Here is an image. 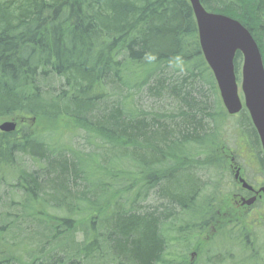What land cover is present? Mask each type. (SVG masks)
Listing matches in <instances>:
<instances>
[{
	"label": "trees",
	"instance_id": "trees-1",
	"mask_svg": "<svg viewBox=\"0 0 264 264\" xmlns=\"http://www.w3.org/2000/svg\"><path fill=\"white\" fill-rule=\"evenodd\" d=\"M199 2L264 68V0ZM0 120L17 125L0 133V264H187L210 227L226 246L199 264L230 258L221 154L242 137L262 153L247 113H225L185 0H0Z\"/></svg>",
	"mask_w": 264,
	"mask_h": 264
},
{
	"label": "water",
	"instance_id": "water-1",
	"mask_svg": "<svg viewBox=\"0 0 264 264\" xmlns=\"http://www.w3.org/2000/svg\"><path fill=\"white\" fill-rule=\"evenodd\" d=\"M191 9L203 60L215 82L223 109L235 116L244 109L256 132L264 156V68L258 47L249 32L237 21L206 12L199 0H185ZM241 56L240 92L238 97L234 59ZM15 130L13 122H3L0 133ZM242 187L248 188L242 183ZM264 194V188L260 190ZM254 202L253 199L245 204Z\"/></svg>",
	"mask_w": 264,
	"mask_h": 264
},
{
	"label": "flooded vegetation",
	"instance_id": "flooded-vegetation-1",
	"mask_svg": "<svg viewBox=\"0 0 264 264\" xmlns=\"http://www.w3.org/2000/svg\"><path fill=\"white\" fill-rule=\"evenodd\" d=\"M222 157L225 159V161L228 163L227 165V170L226 171H220L218 174V181H220L222 183V188L219 191V193L221 192V194H224V198L226 196H229V200L227 201V203H225V200L221 199V204L219 205V209L216 212V223L218 225H225V222H228V216L230 214H234L236 219V216H240V215H246L247 217H249V214L252 212L253 213V219H254V223H250V224H246V228L249 231H251L253 228L262 225V233H264V194L260 192V190L264 187L260 186V184L263 182H257V180L259 178H257V176H260V179L264 180V177H262L261 175H263L264 172H262L260 170V162H259V158L261 157L263 160V156H259L256 157L255 155H252L250 158L246 157L245 155L242 156H238L235 155L233 156L232 154L229 155H222ZM236 159H242V161L240 162L239 160ZM249 169V171L252 172L251 175L248 174L247 170ZM231 178V183L230 184H225V181L227 178ZM249 179H252V181H254L253 183H251V181ZM257 179V180H256ZM247 184V186L250 189H246L242 187V182ZM264 184V182H263ZM249 199H254V202L250 205V206H246L243 204V202L248 201ZM255 205H257L255 207ZM255 207V209H254ZM257 208V209H256ZM228 209L230 211V214L228 212ZM254 209V210H253ZM263 209V212H260V210ZM232 220V223L236 226L235 230L237 234H243L242 229H240L239 225L237 224L236 221ZM239 231V232H238ZM208 235L204 236L203 238L205 241L202 240V242L204 243V246L201 245V248L199 249L198 252H195V248H193V245L190 247V249L187 252V264H194V262H196V264H199L200 259L202 256L204 255H209L207 257H205V260L202 262H206L209 260V262L211 261V254H213V251L217 252L219 251L218 249H206L205 245L206 243H209V239H220V238H215L216 235V230L213 231V228L210 227L209 231L206 233ZM245 237H247L246 240V247L252 249V251H256L255 250V246L258 244V242H252L253 238L245 235ZM229 245H231V240L233 238V236L231 235L228 236L227 239H229ZM256 235H255V239H256ZM199 239L202 238H198L196 239V241H198ZM226 246V245H225ZM264 247V244H261V248ZM225 248V247H224ZM223 248V249H224ZM260 247L257 249V252L259 251ZM222 250V249H220ZM257 252H256V256H257ZM211 253V254H210ZM221 253V252H220ZM203 254V255H202ZM214 255V254H213ZM216 255V254H215ZM218 256V255H216ZM214 256V258L216 257ZM201 262V263H202ZM183 264V263H182ZM264 264V262H263Z\"/></svg>",
	"mask_w": 264,
	"mask_h": 264
},
{
	"label": "rangeland",
	"instance_id": "rangeland-1",
	"mask_svg": "<svg viewBox=\"0 0 264 264\" xmlns=\"http://www.w3.org/2000/svg\"><path fill=\"white\" fill-rule=\"evenodd\" d=\"M240 66V65H239ZM239 82L237 83V93H238V97L240 98V101L242 99V96H241V93H240V68H239ZM246 113V112H245ZM237 116H234L233 119H235ZM2 122H4L3 120H0V125L2 124ZM232 121H229V124H231ZM25 124H29V123H25ZM228 124V125H229ZM228 136L232 137L231 134H230V130L227 131ZM238 140V144H240L241 146V149H245L246 148V151L243 150V154L246 156V157H251L252 155L251 154H254V153H251L250 151H248L247 149V146H244V139L243 137L241 139H237ZM75 142L78 143V144H81V139L79 137H76L75 139ZM226 146L230 149L233 148V145H232V141L230 140V142L228 144H226ZM253 148H254V145H252ZM259 148V151H261L260 149V146L257 147V149ZM253 152V151H252ZM262 153V152H261ZM229 155L230 153H226V154H221V158L223 159L224 161V171L227 170V165L228 163L225 161V159L222 157V155ZM242 155V154H241ZM238 156H240V154H238ZM236 160H239L240 162L242 161V159H236ZM248 174L251 175L252 172L249 171V169H246ZM262 177H264V173L263 175H261ZM257 178H259L257 180V182H261L264 180L263 179H260V176L258 175ZM251 181V183H253L254 181H252V179H249ZM263 182L260 184V186L264 187V184ZM231 183V178H227L226 181H225V184H230ZM229 196H226L223 200H225V203H227V201L229 200L228 199ZM257 205H255L256 207ZM254 207V209H255ZM253 209V210H254ZM257 209V208H256ZM260 212H263V209L260 210ZM253 213L251 212L249 214V217H247L246 215H238L236 216V222L237 224L239 225L240 229H242L243 233H246L247 236L253 238V241L252 242H258V244L255 246V250L257 251V249L260 247L259 251L257 252V255L258 257L261 259L262 262H264V247L261 248V244L263 243L264 244V233H262V228H253L251 231H249L248 233V230L246 228V224H250V223H254V219H253ZM239 232V231H238ZM238 235V234H233V242H231V245H230V249L228 251L229 255H230V258L226 255H224V259L220 261L219 264H261V261H257L259 258L256 257V261H252V256L249 258L248 256L250 254L247 255V253H245V250L242 249L241 247V243L235 239V236ZM255 235H256V239H255ZM202 237V240H204L203 236ZM211 242V240L209 241V243ZM226 245V240L224 238H220L216 243L215 245L213 246V249H223ZM207 257L209 255H204V257ZM215 260L214 256H211V262H213ZM251 261V262H250Z\"/></svg>",
	"mask_w": 264,
	"mask_h": 264
},
{
	"label": "bare ground",
	"instance_id": "bare-ground-1",
	"mask_svg": "<svg viewBox=\"0 0 264 264\" xmlns=\"http://www.w3.org/2000/svg\"><path fill=\"white\" fill-rule=\"evenodd\" d=\"M161 96H163V95H158V97H161ZM169 100H170V98H169ZM160 101H158V100H156L155 101V103L157 104V103H159ZM158 105V104H157ZM182 115H183V117H185L186 116V114H187V112H188V110L187 109H182ZM200 117L202 118V115H200ZM167 209H171L170 208V205H167Z\"/></svg>",
	"mask_w": 264,
	"mask_h": 264
}]
</instances>
